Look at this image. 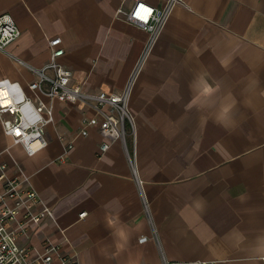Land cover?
Listing matches in <instances>:
<instances>
[{
    "label": "crops",
    "instance_id": "0c3cea01",
    "mask_svg": "<svg viewBox=\"0 0 264 264\" xmlns=\"http://www.w3.org/2000/svg\"><path fill=\"white\" fill-rule=\"evenodd\" d=\"M134 1L0 0L21 31L14 57L0 52V79L32 96L30 67L59 37V61L85 91L132 80L129 155L120 141L97 155V130L79 134L93 114L80 104L53 103L34 156L0 122L8 175L18 162L54 216L20 245L35 257L49 240L80 264H264V0H184L147 54L149 34L116 16Z\"/></svg>",
    "mask_w": 264,
    "mask_h": 264
},
{
    "label": "built area",
    "instance_id": "2783aa9c",
    "mask_svg": "<svg viewBox=\"0 0 264 264\" xmlns=\"http://www.w3.org/2000/svg\"><path fill=\"white\" fill-rule=\"evenodd\" d=\"M179 5H184V0H163L160 7L135 0L128 11L118 9L116 16H122L125 21L149 34L145 48L147 54L160 36L172 10ZM20 36L21 31L13 18L9 14L0 15V52L14 57L8 47ZM61 43L59 37L50 39L49 61L40 68L28 66L36 76L28 85L32 96L18 82L0 79V122L4 134L11 138L13 144L20 145L28 156H34L47 146L45 131L54 121L53 103L80 104L88 107L93 114L83 119L79 134L88 137L90 129L97 130L102 138L97 155L104 156L114 141L122 142L129 155L128 126L131 127V135L135 137L133 116L129 108L132 80L116 93L85 91L81 84L72 82V72L59 61L64 55ZM16 60L21 65H27ZM72 147L69 144L65 153ZM130 163L136 173L131 158ZM14 167L16 174L10 176L8 164L0 160V264H80L76 255L60 253L61 246L49 240L44 242L43 251L35 257H31L28 247L20 245V237L27 233L31 224L54 219V216L51 208L29 185V177L22 166L15 161ZM138 184L141 187L140 180ZM84 215L82 213L80 217ZM146 240V237L141 238L142 242Z\"/></svg>",
    "mask_w": 264,
    "mask_h": 264
}]
</instances>
